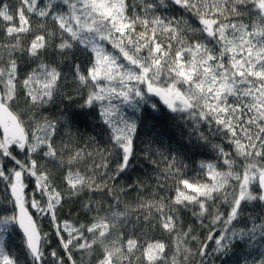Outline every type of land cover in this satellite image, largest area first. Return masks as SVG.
Returning a JSON list of instances; mask_svg holds the SVG:
<instances>
[{
	"label": "snow or ice",
	"instance_id": "6c2138e0",
	"mask_svg": "<svg viewBox=\"0 0 264 264\" xmlns=\"http://www.w3.org/2000/svg\"><path fill=\"white\" fill-rule=\"evenodd\" d=\"M0 33V264H216L238 247L264 264V0H0ZM162 109L213 159L189 177L149 144L154 186L122 182ZM85 110L100 139L73 132ZM67 200L86 220L62 218Z\"/></svg>",
	"mask_w": 264,
	"mask_h": 264
},
{
	"label": "trees",
	"instance_id": "16d2710c",
	"mask_svg": "<svg viewBox=\"0 0 264 264\" xmlns=\"http://www.w3.org/2000/svg\"><path fill=\"white\" fill-rule=\"evenodd\" d=\"M51 27V25H49ZM3 39V34L0 33V40ZM71 91V90H69ZM79 103V101H77ZM60 109L67 106V101L64 104L58 105ZM70 110L76 111V104L70 106ZM51 111L59 115L56 108L53 107ZM190 128L184 120L180 119L179 115L170 113L167 109H162L161 113L149 117L145 121L144 127L141 128L137 140L136 153L138 159L134 162L133 169L130 170V176L123 178L122 182L127 183L129 180H135L137 177H144L147 174L153 177V186L155 184V174L159 169H154L148 166L143 160L141 149L151 144L152 151L155 153L158 149L163 153V156L156 155V159L162 161L164 156H176L182 160L188 167L186 174L189 177L195 176L199 172V163L201 161H210L213 159V153L210 150L200 148L194 141L193 137L189 136ZM73 132H77L82 140H87L89 137H96L100 139L103 135V129L95 116V113H88L86 110L80 113V118L75 121ZM163 163L160 168H163ZM147 196V192L142 193ZM138 193L129 191L127 195L121 196L122 200H127L131 204H135ZM6 193L3 191V186L0 185V201L4 200ZM259 209H257L258 211ZM62 218H71L73 220H86L85 215L80 210L78 204H74L72 200H67L64 204V213ZM45 230L48 229L47 220L43 221ZM22 241L18 234L14 235L9 241V246L16 250L17 254H21ZM56 241L53 239V247H56ZM249 250L236 248L226 257H221L216 260V264H241V258L245 256ZM80 253L76 254L79 260ZM84 264H94L91 258L85 256Z\"/></svg>",
	"mask_w": 264,
	"mask_h": 264
}]
</instances>
